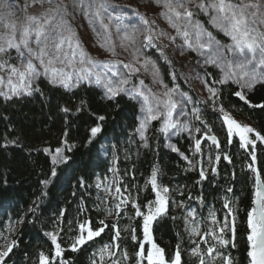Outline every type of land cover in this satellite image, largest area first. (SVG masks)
<instances>
[{"label": "trees", "instance_id": "trees-1", "mask_svg": "<svg viewBox=\"0 0 264 264\" xmlns=\"http://www.w3.org/2000/svg\"><path fill=\"white\" fill-rule=\"evenodd\" d=\"M6 1L35 17L34 12L41 10L39 19H44V11L63 19H94L102 0H94L93 10L87 12L72 6V0ZM191 11L213 30L202 11ZM151 40L155 46L143 53L156 62L163 83L188 98L191 127L174 137L175 148L166 145L159 116L150 121L146 136L138 137V105L124 91L109 98L97 85L81 82L64 88L40 75L30 95H0V253H7L0 256V264H40L41 255L49 258V264H137L140 244L146 249L151 244L144 240L143 216L136 215L133 203L146 213L147 205L155 201L148 183L154 168L158 184L169 189L166 210L151 226L153 242L164 250L166 261H171L179 246L181 264H199L200 258L205 264H224L225 256L232 264H250L247 219L253 206L255 171L264 182V141L250 133L253 143L242 147L237 135L229 136L220 109L264 136V108L255 106L264 105V82L252 89L241 88L235 81L219 83L214 64L197 66L194 54L178 58L173 47ZM11 55L12 50L6 59ZM191 67L194 73L202 72L209 87L217 90L216 96L206 97L194 88ZM127 84L134 86L132 78ZM241 91L247 103L235 94ZM97 126L101 131L93 137L91 129ZM197 139L199 152L192 147ZM58 148L67 159L54 164ZM109 180L120 188L119 193L101 186ZM121 198L128 203L121 205L117 215L115 206ZM189 220L200 224V237L194 239L187 232ZM225 220L229 225L222 234L229 240L226 247L216 238ZM81 224L104 231L73 251ZM113 225L120 231L117 239H113ZM49 234L56 235L60 256ZM106 245L111 255L102 256L100 250ZM209 248L216 252L209 255Z\"/></svg>", "mask_w": 264, "mask_h": 264}, {"label": "snow or ice", "instance_id": "snow-or-ice-1", "mask_svg": "<svg viewBox=\"0 0 264 264\" xmlns=\"http://www.w3.org/2000/svg\"><path fill=\"white\" fill-rule=\"evenodd\" d=\"M195 3L200 11L210 14V22L218 30L222 31L226 36H229L233 41L231 46H226L228 52H238L240 54L250 53L251 56L245 55L243 59L239 60H224L223 53L218 50L217 55L213 58H210L209 63L216 64L218 61L223 64L224 75L219 83H225L227 80L234 79L236 83L241 85V88L252 89L257 82H264V14H260V10L264 7V4L261 3V0H187V4ZM185 0H163V6L167 9L166 12L161 13L168 18L169 22L173 27L177 29V32L183 35L187 41L189 35L188 31L185 30L181 32L179 25L176 21L184 19L189 24L192 22V17L194 13L187 7ZM75 6L83 7L84 0H75ZM87 8L91 10L92 2L88 3ZM252 9L253 11H249ZM101 10H106L104 5L101 3L98 5L94 12L95 17H100ZM64 11H67L65 7ZM259 14V15H258ZM173 17L175 19H173ZM117 19H119L117 17ZM50 19H44L43 23L40 22V19L35 16H28L26 24L22 29H17L16 24H11L6 26L10 28V31L4 35H0V70L5 68L8 69V79L7 84L11 85V91L13 95H19L21 93L30 95L33 91L32 84L40 76L44 75L50 78V83L58 84L64 88H68L73 80V75L71 72L65 71V68H75L76 63L83 65L85 61L89 64H92V59L88 56L86 51L81 45V41L77 38L73 46V36L64 37L60 36L57 33L56 36L51 35V33L56 32V29L66 22L62 21V25H54L50 31L46 34L44 25L50 24ZM102 23V21H101ZM144 24H148L147 20H143ZM102 27L107 30V25ZM195 28L199 29L201 26L197 22L194 25ZM70 30V26H69ZM17 31H19V37H17ZM35 34V42L37 47L33 49L30 46V39L32 34ZM200 33H198L199 37ZM209 37L207 43H200V48H208L213 44L219 45V41L214 40L211 36V33H207ZM104 43L100 47H111L109 44L110 36H102ZM125 39L129 37L125 36ZM151 36L147 37V40L151 42ZM175 39V38H172ZM19 41V42H17ZM65 43L68 44L69 48L72 49L71 52L64 51ZM23 46V50H22ZM191 47V44H188ZM16 50L18 53V59L20 60L21 67H16L15 65H10L8 59L3 57L9 56L10 50ZM27 56H25V51ZM77 50L79 55V60L77 61ZM33 60L39 61V64H34ZM147 61L145 66L147 65ZM57 64L63 65V67H57ZM126 68H130L132 71H139V69L132 68L131 65H124ZM153 75L154 77L158 75V69L153 65ZM13 77H16L17 82L13 83ZM82 79V77H77V80ZM101 82V77L98 75L96 77V83ZM128 81L121 80V84H125ZM5 80L3 77H0V85H3ZM143 85V81H140ZM109 98H113L119 94L123 89H118L112 86V81H108L105 85ZM150 91V90H149ZM173 90L165 92L164 95L168 97L164 101L165 106L167 107V116L170 118L172 116L173 110L176 108V103L171 99V93ZM208 91L211 93V96L217 95V90L209 88ZM241 100L248 102L245 94L241 92L235 93ZM0 95H6L4 92H0ZM140 97L143 100V110L146 111V116L141 122L140 130L143 135V130L146 127V123L149 120H156L159 116V113L154 109L152 104L149 102V96L145 94L144 91L136 90L133 93V98ZM8 98H11L10 96ZM158 99V98H157ZM256 107L264 108V105H255ZM67 111V109H64ZM220 112L223 114V121L228 127V134L232 136L234 133L239 136L240 141L242 142L241 146L246 147L248 144H252L253 141L249 139V133L254 132V129L238 123L236 120L231 118V116L224 112V109L221 108ZM199 119V117H197ZM100 120H103L104 117H99ZM165 127H167V121L165 122ZM101 129L99 126L93 127L91 129V134L94 137ZM256 138L264 141V136H261L259 133H256ZM212 142L217 144L215 137H211ZM201 142L199 139L196 140L195 150L200 151ZM47 151V149H45ZM62 149H56V155L53 156V163H59L66 160V157L61 155ZM219 159V157H217ZM255 171V169H253ZM52 175L55 176V169L52 171ZM201 177H204V172L201 171ZM158 170L153 169L151 173V178L148 183H150L152 190L156 194L155 201L150 202L147 205V212H142L140 206L133 203V207L136 209L137 216H143V231H144V240L151 244L149 249L145 248L144 243H141L139 250L136 252L137 264H144L146 261L147 264H169L165 259L164 250L157 246L153 242L151 226L152 222L161 215L166 210L167 198L166 194L169 192L167 187H162L157 182ZM44 183H47L45 181ZM116 192H120V188H116ZM128 203L127 199L121 198L119 203L116 204L117 215H119V210L121 205H126ZM225 208H228L229 205L226 203ZM231 214V211H230ZM111 215V212H109ZM190 215H193L190 213ZM213 223H217L215 214L212 213ZM103 225L104 221H100ZM247 224L249 228V234L247 240L249 242V250L247 252L248 257L250 258V264H264V183L259 179L257 175V183L255 189V199L254 207L248 212ZM81 234L77 237L76 242L73 244V251L76 250L77 245H83L88 240H92L94 237L99 236L101 232L104 231L103 228L98 230H93L91 227L85 229V225L81 224L80 226ZM116 228L115 225H113ZM228 221L225 220L224 226L220 228L221 235L216 237L218 242L225 247L229 244V240L223 239V233L225 228H228ZM85 230L87 235H84ZM193 233L199 235V231L196 228H193ZM231 231L233 236L235 235V217H233ZM52 242L56 244V235L49 234ZM215 235V233H213ZM120 236V231L116 228L115 236L113 239H117ZM133 240L136 237L133 235ZM205 243L207 241L205 240ZM234 246V245H233ZM118 247V246H117ZM8 251H11V247L8 248ZM101 254L111 253L108 250L106 245L103 249L100 250ZM216 252L215 248H209L208 254L212 255ZM62 250L59 244H56V256H60ZM7 253H0V256L6 255ZM195 255H199L197 250H194ZM126 256V254H125ZM224 264H232L231 258L228 256L223 257ZM40 264H49V258L41 255ZM170 264H181V253L179 251V246L174 254V257L171 259ZM199 264H205L203 258H200Z\"/></svg>", "mask_w": 264, "mask_h": 264}, {"label": "rangeland", "instance_id": "rangeland-1", "mask_svg": "<svg viewBox=\"0 0 264 264\" xmlns=\"http://www.w3.org/2000/svg\"><path fill=\"white\" fill-rule=\"evenodd\" d=\"M1 2L4 3L5 6L3 4L0 5V35L8 33L10 28L6 26H10L13 23L16 24L17 29H22V27L27 22V17L33 16L28 14V12L23 11L22 7L20 8V11H18L14 4H10L6 0H1ZM90 2L93 4L95 1L84 0L83 8H85V12L89 11L87 5ZM233 2H237V0H233ZM245 2H247V0H245ZM101 3L104 5L106 10H101L100 17L93 16L94 19H63L60 15H49V13L45 11L43 13V18L50 19L51 21L50 24L44 25L46 34L50 31L52 26L62 25V21L66 22V24L58 27L56 32L51 33V35L56 36L57 33H59L60 36L68 37L75 33V36H73V46L75 44V40L78 38L81 41L82 47L93 61L92 64H89L86 60L83 65L77 62L75 68H65V71L71 72L73 75L72 83L68 88L74 87L81 82H86L99 86L100 89L106 94L107 89L105 85L110 80L112 81L113 87L123 89V91L132 98L133 93L136 90L144 91L145 94L149 96V102L152 104L154 109H156V111L159 113V117L162 119V128L165 135L166 145L175 148L173 142L174 137L181 131H189L191 127V123L189 121V110L186 104V100L188 98L179 91L173 90L171 93V99L176 103V108L173 110L172 116L170 118L167 116V107L165 106L164 101L167 100L168 97L165 96L164 93L172 89L163 83L159 70L158 75L155 77L153 75V65H155V68L158 69L157 64L155 61H153L152 57H149V55H145L143 53L147 48L154 45L152 40L151 42L147 40V37L151 36V38L157 39L161 45H170L173 47L178 58L186 57L190 53L194 54L195 57H197L195 63L197 66H202L205 63H209L206 61L215 57L218 50L223 53L222 58L224 60H239L243 59L245 55L250 57L251 54H240L235 51L228 52L226 46H231L233 41L229 36H226L222 31L213 26V24L210 22V14L203 12L206 15L213 30L207 29L201 23V20L197 19L194 15L192 17L191 24H189L184 19L176 21L181 29V32L187 30L189 33L187 37L188 42L186 43L185 37L177 32V29L172 26L166 16L161 15V13L167 11V9H165L163 6V0H132L131 2H129V0H102ZM185 3L187 4V0H185ZM261 3L264 4V0H261ZM43 5L46 6L45 4ZM71 5L75 6V0H72ZM120 5L121 7H125L126 11L123 8H120ZM187 7L190 10L192 8H197L195 7V3L187 4ZM38 9L40 8H37L36 10ZM91 10L93 9L91 8ZM249 11L253 10L250 9ZM40 12L41 10L34 12L37 18H39ZM260 14H264V7L261 8ZM117 17L119 19H117ZM44 19H40V22L43 23ZM173 19L175 18L173 17ZM143 20H147L148 24H144ZM101 21L103 25L108 26L106 31L102 27ZM197 22L201 26L199 29L194 27ZM141 29H143V33ZM261 30H264V28ZM136 31H138V34ZM198 33H200L199 37ZM207 33H211V36L214 38V40L219 41V45L213 44L208 48H200L199 44L207 43L209 39ZM19 34V31H17V37H19ZM102 36H110L109 44L111 47H100V45L104 43ZM125 36L129 37V39H125ZM34 37L35 34L33 33L32 38L30 39V46L33 49L37 47ZM189 43L191 44V47L188 46ZM71 50L72 49L69 48L68 44L65 43L64 51L71 52ZM24 51L25 56H27L26 50ZM4 59H6V57H4ZM7 59L10 65L21 67L16 50L13 49L12 55ZM78 60L79 55L77 50V61ZM146 61L148 63L145 66ZM33 63L38 65L39 61L33 60ZM126 64L131 65L132 68L139 69V71H132L130 68H126L124 66ZM214 65L218 69L219 79H222L224 71H227V69L222 71L223 64H221L219 61ZM57 67H63V65L57 64ZM193 67L188 68L190 70L191 84L194 85V88L198 92L202 93L206 97H210L211 93L208 91V89L211 87H209L207 84L202 72L195 71L194 73L192 70ZM98 75L101 77L100 83H96V77ZM78 76L82 77V79L77 80ZM0 77H3L5 80V83L0 85V92L6 93V95L3 96L13 95L11 91V85L7 84V68L0 70ZM45 77L50 80L49 77ZM130 78H132L134 86H130L127 83H120L121 80L126 79L129 81ZM140 81H143V85H141ZM227 81L235 80L230 79ZM16 82V77H13V83L15 84ZM34 83L35 81L33 82L32 87ZM133 99L138 105V123L136 133L138 137L142 139L147 134L151 120L147 121L142 135L140 125L147 113L145 110H143L144 106L142 98L136 97ZM231 118L242 125L249 126L245 121H241L240 119H237L233 116H231ZM166 121L167 127H165ZM233 135L236 134L234 133ZM252 136L257 139L256 133L252 132ZM192 147L195 149V142L192 144ZM98 184L100 186V183ZM101 186L106 187V190L112 193H114L116 190L113 180L106 181ZM190 213L193 214L192 211H189L188 214L190 217H193L190 215ZM186 227L187 232L192 236V238L196 239L201 236L200 224L189 220ZM193 228H196L200 234H194L192 231ZM85 229H87L86 225Z\"/></svg>", "mask_w": 264, "mask_h": 264}, {"label": "water", "instance_id": "water-1", "mask_svg": "<svg viewBox=\"0 0 264 264\" xmlns=\"http://www.w3.org/2000/svg\"><path fill=\"white\" fill-rule=\"evenodd\" d=\"M255 175H256V182H257V175H259V179L263 183V180L261 179L260 173L258 171L255 172ZM254 199H255V194H254V197H253V207H254Z\"/></svg>", "mask_w": 264, "mask_h": 264}, {"label": "bare ground", "instance_id": "bare-ground-1", "mask_svg": "<svg viewBox=\"0 0 264 264\" xmlns=\"http://www.w3.org/2000/svg\"><path fill=\"white\" fill-rule=\"evenodd\" d=\"M210 135H208V137H209Z\"/></svg>", "mask_w": 264, "mask_h": 264}]
</instances>
